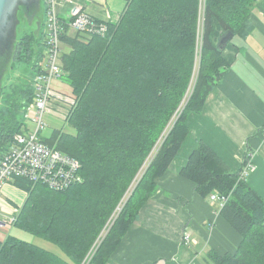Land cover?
Wrapping results in <instances>:
<instances>
[{
	"label": "trees",
	"instance_id": "trees-1",
	"mask_svg": "<svg viewBox=\"0 0 264 264\" xmlns=\"http://www.w3.org/2000/svg\"><path fill=\"white\" fill-rule=\"evenodd\" d=\"M255 1L128 0L104 33L62 36L69 48L61 56L62 78L76 96L65 120L73 132L55 129L43 140L78 160L82 179L53 190L17 178L26 198L11 225L56 245L66 258L8 234L0 240V264H82L87 256L88 264L107 263L187 137L188 115L201 113L228 67L220 37L240 32ZM45 14L41 0L36 20L17 35L11 62H24L29 71L6 97L21 117L8 118L6 106L0 110V150L19 131L33 96L32 78L44 59ZM239 172L227 169L203 141L180 170L199 195L228 197L219 214L241 237L233 252L208 251V264H264V200Z\"/></svg>",
	"mask_w": 264,
	"mask_h": 264
},
{
	"label": "crops",
	"instance_id": "crops-1",
	"mask_svg": "<svg viewBox=\"0 0 264 264\" xmlns=\"http://www.w3.org/2000/svg\"><path fill=\"white\" fill-rule=\"evenodd\" d=\"M128 0H71L58 11L68 21L80 8L97 20L116 22ZM65 50L68 46L64 44ZM228 67L208 94L201 113L187 117L189 132L157 189L139 211L106 264H208V251L233 252L241 237L220 216L219 203L199 195L194 183L180 175L192 149L205 142L226 168L240 170L250 150L247 183L264 200V0H256L239 33L222 53ZM26 192L3 187L1 207L14 214ZM193 243L183 244V232ZM46 249L53 251L52 245Z\"/></svg>",
	"mask_w": 264,
	"mask_h": 264
},
{
	"label": "built area",
	"instance_id": "built-area-1",
	"mask_svg": "<svg viewBox=\"0 0 264 264\" xmlns=\"http://www.w3.org/2000/svg\"><path fill=\"white\" fill-rule=\"evenodd\" d=\"M42 1L46 14L45 50L41 70L32 78L33 96L24 106L19 131L15 132L7 145L0 150V226L11 224L17 212L15 208L14 214L9 215L2 210L1 200L6 184L15 186V180L23 178L32 184H43L53 190H62L82 179L79 161L45 143L42 132L47 126L45 116H58L57 109L55 110L57 107L54 108L53 105L54 101L63 96L52 87L53 80L59 78L63 70L61 56L65 48L62 36L74 32L102 34L106 30L107 20L99 21L77 8L72 17L64 21L58 14L57 5L70 3L71 0ZM260 136L264 139V126ZM251 169L250 160L240 169V179H246ZM208 197L220 206L228 199L227 196L218 195L216 192L210 193ZM182 241L183 244L194 242L186 231L183 232Z\"/></svg>",
	"mask_w": 264,
	"mask_h": 264
},
{
	"label": "rangeland",
	"instance_id": "rangeland-1",
	"mask_svg": "<svg viewBox=\"0 0 264 264\" xmlns=\"http://www.w3.org/2000/svg\"><path fill=\"white\" fill-rule=\"evenodd\" d=\"M62 6L63 5H57V11H59V9ZM201 11H202V9H201ZM27 27H30V25L29 24L27 25L26 20L21 18V21L17 27L18 37H19V35L21 36L23 33L28 31ZM199 33H200V28H199ZM199 44H200V35L198 38V46H199ZM198 50H199V48H198ZM24 70H25V72H23ZM28 71H29L28 65H26L24 62H21V61H14V62L12 61L11 62L10 61L8 66L6 67L5 71L1 75L2 79H1L0 83H1L2 93L0 95V110H2L6 106L8 111H9L8 116H7L8 118L19 119L21 117V111L19 109H16V106H14L13 104H6L8 102V99L6 97L9 96L7 94L10 93L11 84L13 82H15L17 80V78L19 79L23 75L27 74ZM195 73H196V71L194 72V75H195ZM63 74H64V71L62 70L60 77L57 79H54L52 82V87L58 93H60L63 96H61L60 99L54 101L53 107L54 108L57 107V108H55V110L57 109L56 111H57L58 116H55L52 114H47L45 116L47 126L42 132L43 137H48L49 135H51L52 131L55 129L62 130L65 132H69V133L73 132V128L65 120H67L66 115H68L67 113H68L69 109L71 108V106L73 105L76 96L72 93L71 87L69 86V84L63 80V78H62ZM193 81H194V79H193ZM179 109L181 110V108H179ZM176 118H177V116H176ZM0 122H1V117H0ZM170 126H172L171 123L169 124L168 128ZM168 128L164 131L163 135L159 138L157 144L155 145V147L153 148L152 151H156V152L158 151L159 147L162 144V141L164 140V135H165L166 131L168 130ZM151 159H152V157H150V154H149L148 158L145 160V164L143 165V167H142V169L138 175L141 174L142 170L144 169L146 164L148 162H150ZM8 234L14 235L20 239H23V240L31 242L33 244L39 245L43 248H46V246H48V245L49 246L52 245V247L54 249L52 252L56 253L57 255H59L63 258H66L64 253L60 250V248H58L56 245H54L48 241L43 240L42 238H39L33 234H30L28 232L20 230L11 224L0 226V240H4V238Z\"/></svg>",
	"mask_w": 264,
	"mask_h": 264
},
{
	"label": "water",
	"instance_id": "water-1",
	"mask_svg": "<svg viewBox=\"0 0 264 264\" xmlns=\"http://www.w3.org/2000/svg\"><path fill=\"white\" fill-rule=\"evenodd\" d=\"M41 0H0V65H6L11 61L15 42L17 40V27L20 23V15L30 26L36 20L40 9ZM37 28L40 27L36 21ZM233 37L228 31L222 35L219 44L226 45ZM0 77V81H1ZM1 90V83H0Z\"/></svg>",
	"mask_w": 264,
	"mask_h": 264
},
{
	"label": "flooded vegetation",
	"instance_id": "flooded-vegetation-1",
	"mask_svg": "<svg viewBox=\"0 0 264 264\" xmlns=\"http://www.w3.org/2000/svg\"><path fill=\"white\" fill-rule=\"evenodd\" d=\"M18 38V37H17ZM17 41V40H16ZM13 53H14V50H13ZM13 56V54H12ZM12 58V57H11ZM9 62L6 64V65H0V77L1 75L3 74V72L5 71L6 67L8 66Z\"/></svg>",
	"mask_w": 264,
	"mask_h": 264
},
{
	"label": "bare ground",
	"instance_id": "bare-ground-1",
	"mask_svg": "<svg viewBox=\"0 0 264 264\" xmlns=\"http://www.w3.org/2000/svg\"><path fill=\"white\" fill-rule=\"evenodd\" d=\"M71 107H72V106H71ZM70 109H71V108H70ZM70 109H69V110H70ZM68 112H69V111H68ZM89 258H90V257L87 256L86 259L82 262V264H88V262H89Z\"/></svg>",
	"mask_w": 264,
	"mask_h": 264
}]
</instances>
